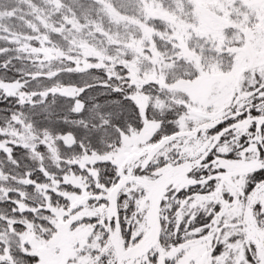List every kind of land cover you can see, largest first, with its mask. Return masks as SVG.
<instances>
[{
	"label": "snow or ice",
	"instance_id": "snow-or-ice-1",
	"mask_svg": "<svg viewBox=\"0 0 264 264\" xmlns=\"http://www.w3.org/2000/svg\"><path fill=\"white\" fill-rule=\"evenodd\" d=\"M0 264H264V0H0Z\"/></svg>",
	"mask_w": 264,
	"mask_h": 264
}]
</instances>
